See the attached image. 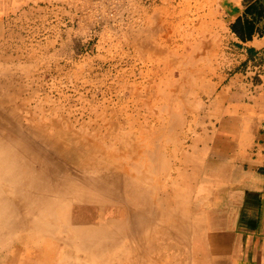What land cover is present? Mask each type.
<instances>
[{
    "label": "bare ground",
    "instance_id": "obj_1",
    "mask_svg": "<svg viewBox=\"0 0 264 264\" xmlns=\"http://www.w3.org/2000/svg\"><path fill=\"white\" fill-rule=\"evenodd\" d=\"M213 1L138 5L133 25L139 32L128 34L135 41L134 60L144 65L141 80L128 69L119 72L110 87L116 95L108 97L104 66L91 64L83 72L78 65L76 91L91 87L80 108L65 89L44 81L72 66L56 60L59 39L39 40L37 32L30 35L38 47L30 46L15 34L26 23L14 26L38 14L46 28L40 14L55 6L74 8L75 2L0 0V89L6 91L0 107L16 115L6 119L11 129L0 123V264H159L174 248L178 226L169 186L177 161L187 159L181 138L185 109L198 105L210 85L201 84L220 69V48L207 37L209 23L201 15ZM36 60L46 68L38 76ZM197 155L200 171L202 154ZM190 247L197 254L196 243ZM186 250L180 249L179 264H190Z\"/></svg>",
    "mask_w": 264,
    "mask_h": 264
},
{
    "label": "crops",
    "instance_id": "obj_2",
    "mask_svg": "<svg viewBox=\"0 0 264 264\" xmlns=\"http://www.w3.org/2000/svg\"><path fill=\"white\" fill-rule=\"evenodd\" d=\"M223 3L231 39L249 67L199 107L194 257L205 264H264V0Z\"/></svg>",
    "mask_w": 264,
    "mask_h": 264
},
{
    "label": "rangeland",
    "instance_id": "obj_3",
    "mask_svg": "<svg viewBox=\"0 0 264 264\" xmlns=\"http://www.w3.org/2000/svg\"><path fill=\"white\" fill-rule=\"evenodd\" d=\"M73 2H75L74 8L69 9L68 7L64 6H55V8L51 7V9H49L48 12L44 13V15L43 13H39L43 17H46V28L41 27V24H43V18H38V14L37 16H35L37 18H30V20H18V22L14 26L20 27L22 26V24L26 23L27 29L23 33L21 30H19L15 34H18V37L23 36L22 39H28V41L26 40L28 44H32L34 45V47H38V40L35 37H32L30 34L36 35L37 32H40V38H38L39 40L47 39L48 36V39H59V43L54 46V49L57 48L59 50L57 53L58 57L56 58V60L61 59V63L63 66L64 64L66 65L67 62H70L72 66L70 68L63 69L60 72H55L53 76H51L50 74L47 79H44V81L47 80L46 82L48 83H56L58 87L65 89V91L68 93L67 95L71 96L72 98L71 104L74 107L78 106L82 108L84 105H87V95H89L90 93V91L88 92V90L91 87L88 86L86 89H83L79 92L76 91V86L72 82V78L74 77V70L78 67H83V72H87V69L90 67L91 64L95 67H97L98 65H103L106 71L104 70L102 72V74L104 75L101 76V78L105 79V81L107 80L104 86V91L105 93H108V97H115L116 91L114 92V90H110V87H115L114 84L117 81L118 76L124 71L129 70L127 73L135 72V75H132V79H135L136 77L138 78V80H141L140 73L144 69V65L142 63L136 62V60H134L133 58L135 50V41L129 36L128 31L130 29L136 30L135 25H133V21L138 13L136 11V9H139L138 5H149L153 3V0H143V2L142 0H73ZM215 4H217L216 9ZM130 8L134 11V13H130ZM223 8V0H214L211 4L205 6L204 10L201 12V15L204 20L209 23L207 37L211 42L215 41L218 48H220L218 49L216 57V64L220 66V69L217 74L212 76L208 75V79L201 84L203 88V86H208V84L210 83L209 90L205 93H202L198 105H189L188 108L185 109L184 116L186 118L187 123L186 127L182 131L183 134L181 135V138L183 139L185 145L182 154H185L187 156V159L184 164L180 161H177L178 164L175 165L172 169V181H170L171 185L169 186L170 191H175L174 203L176 211L174 215H176L177 221L175 225L176 227H178L176 228L175 233L176 238L173 241L174 248L171 250H166V256H163L161 259L157 260L159 264L181 263L183 258V252L180 251V249L183 247H185V250H190V264H203V262L199 261L197 257H194L196 253L192 250V247H190L191 245L193 246V244L196 243V240H193V238L195 237L192 238L190 230V218L188 215L191 214V197L193 196L192 194L194 187L197 186L198 177L200 173V171H198V167L196 166L198 162L197 159L199 157L197 155V152L200 155V151L198 149L199 141H197L199 131L198 119L200 117L199 107L204 104V101L208 102V100L213 97L214 93L216 92L214 89L217 88L218 85L228 83L236 73H239L241 70L245 71L249 67V59H247L246 54L243 53L242 49L237 47L235 42L231 39L228 26L229 17L226 16V11ZM131 17L133 18L131 19ZM65 33H69L71 34V36ZM29 38L35 39L33 43L32 41H30ZM62 40H65L66 43L62 44ZM67 48L69 49L67 50ZM52 60L54 59H51V62ZM1 61L4 62V59ZM36 61L39 64L36 63V66L38 67V74H36L35 76H38L40 73L42 74V69L46 70V68H41V60ZM134 62H136V64ZM253 62V66H259L261 60H253ZM133 68L135 71L133 70ZM108 71H111V75L108 74ZM3 74H1L2 78H10L9 75L5 73ZM106 74H108L109 76H107ZM175 78H180L179 72L176 73ZM208 80L210 81L208 82ZM5 92L6 91L4 90V88L0 89V95L5 94ZM102 93L103 92H100L99 94V97L101 98ZM11 95H14V93L12 92ZM201 111L202 115H204V107H202ZM11 117L15 118L16 115L14 113L7 114L5 109L0 107V123H2L1 126L4 125L2 127H4L5 129L7 128L6 130L11 129L12 127V124L8 125L6 120L8 118L10 119ZM212 125L213 124L207 123L206 127L208 128ZM16 131L19 132L18 130ZM202 160L203 157L201 156V161L199 160L201 164ZM170 167L173 166L170 165ZM174 180H176L177 184L179 185L174 184L176 183V181ZM187 182L191 186L190 189L187 188ZM190 192L192 193L190 194ZM182 207L183 209H181ZM185 232L188 234H185ZM185 238L187 239V241ZM175 245L177 246L175 247ZM186 251H184V253Z\"/></svg>",
    "mask_w": 264,
    "mask_h": 264
}]
</instances>
